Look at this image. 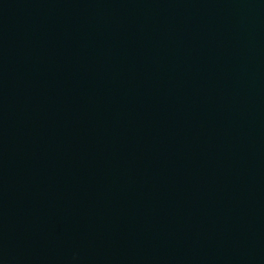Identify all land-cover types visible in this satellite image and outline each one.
<instances>
[{"label":"water","instance_id":"95a60500","mask_svg":"<svg viewBox=\"0 0 264 264\" xmlns=\"http://www.w3.org/2000/svg\"><path fill=\"white\" fill-rule=\"evenodd\" d=\"M0 264H264V0H0Z\"/></svg>","mask_w":264,"mask_h":264}]
</instances>
